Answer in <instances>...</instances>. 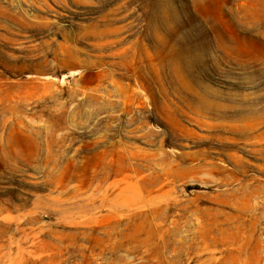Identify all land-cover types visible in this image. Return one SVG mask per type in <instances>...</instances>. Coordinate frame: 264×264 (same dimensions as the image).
<instances>
[{
    "label": "rangeland",
    "instance_id": "1",
    "mask_svg": "<svg viewBox=\"0 0 264 264\" xmlns=\"http://www.w3.org/2000/svg\"><path fill=\"white\" fill-rule=\"evenodd\" d=\"M0 264H264V0H0Z\"/></svg>",
    "mask_w": 264,
    "mask_h": 264
}]
</instances>
